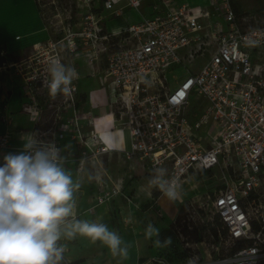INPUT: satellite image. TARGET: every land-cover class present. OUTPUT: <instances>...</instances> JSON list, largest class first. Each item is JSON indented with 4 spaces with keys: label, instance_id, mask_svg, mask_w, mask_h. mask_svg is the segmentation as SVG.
<instances>
[{
    "label": "built area",
    "instance_id": "1",
    "mask_svg": "<svg viewBox=\"0 0 264 264\" xmlns=\"http://www.w3.org/2000/svg\"><path fill=\"white\" fill-rule=\"evenodd\" d=\"M95 1L97 10L82 16L78 29L69 21L60 39L50 37L8 65L23 80L22 112L35 123L33 134L61 149L70 138L80 151L81 167L92 165L100 175L97 205L115 198L133 202L124 178L111 188L102 181L100 158L111 149L95 130L94 111L80 109L85 66L88 76L99 78L109 92L117 126L130 134L129 147L118 152L130 163L128 175L136 164L146 173L164 168L182 185L187 176L213 172L218 182L214 215L232 247L216 264H264V7L237 12L233 0L196 5L151 0L154 16L108 32L106 19L118 18L126 9L140 11L148 0ZM113 36H118L120 49L106 56V67L97 74L99 48L107 49L104 42ZM199 57L205 61L192 71L188 65ZM56 59L76 69L69 93L51 95L48 90L47 68ZM175 66L187 73L171 89L167 72ZM44 108L57 112L46 129L38 127ZM0 121L10 122L2 102ZM9 143L10 135L0 133V149ZM159 198L153 197L150 206L163 216ZM156 262L169 264L159 258Z\"/></svg>",
    "mask_w": 264,
    "mask_h": 264
},
{
    "label": "crops",
    "instance_id": "2",
    "mask_svg": "<svg viewBox=\"0 0 264 264\" xmlns=\"http://www.w3.org/2000/svg\"><path fill=\"white\" fill-rule=\"evenodd\" d=\"M206 1L181 0V3L178 2V4L196 5L205 4ZM153 13L151 1L148 0L140 11L126 9L122 16L105 24V27L108 32H118L129 25L140 22L145 17H152ZM114 22L120 26L118 30L113 25ZM49 39L50 34L45 27L37 0H0V102L6 104L10 119V122L6 124L0 121V133L10 135L9 145L0 149V164L3 163L4 155L10 152L19 153L23 150L24 141L22 137L33 134L35 127V123L22 112V105L25 102L23 80L8 65L20 61L33 52L34 46L42 45ZM79 95L80 109L82 111L90 109L94 111L95 130L99 133L104 144L111 149V153L105 156L108 159L106 162L108 171L104 170V173L110 176L111 184H113L115 181L112 171H118L119 166H123L126 169V180L129 179L124 189L128 195L132 196L133 202L129 203L123 198H115L107 204L97 205L96 198L99 194V185L94 179H89L92 176L91 165L81 167L80 152L67 137L62 143V150L66 145L70 146L67 151L63 152L68 157L66 167L71 171L73 180L81 184L76 193V215L80 219L89 221L102 219L111 229L117 230L123 239L131 245L129 259L124 261L119 257H114L100 243L90 246L94 251L97 249L104 255L113 256V259L111 258L113 262L139 264L151 255L150 239L145 238L147 219L144 220L142 216L149 214L147 209L144 210L145 205L148 206L150 212L151 210L155 211V208L150 206L153 201V190L145 182L147 181L144 179L146 171L141 164H136L131 176L128 175L130 163L125 161L118 152L129 147L130 134L126 128L117 126L116 119L109 108V92L102 87L100 79L88 76L86 71L82 72V78L79 81ZM115 159H119L121 162L117 163ZM102 169H104L103 165ZM161 199L162 196L158 199V204L163 209L160 205ZM115 212L122 217L121 222L114 218ZM177 212L178 209L172 213L173 216L166 222L173 223ZM80 244L75 246V254L88 255L89 253L85 252V246L88 247L89 245ZM94 251L90 255H93Z\"/></svg>",
    "mask_w": 264,
    "mask_h": 264
},
{
    "label": "clouds",
    "instance_id": "3",
    "mask_svg": "<svg viewBox=\"0 0 264 264\" xmlns=\"http://www.w3.org/2000/svg\"><path fill=\"white\" fill-rule=\"evenodd\" d=\"M255 43V41H252ZM48 90L51 95L69 93L76 69L59 59L49 63ZM23 150L8 153L0 164V264H63L67 248L62 240L85 237L100 243L114 257L128 260L131 245L117 230L103 220L89 221L76 215V193L81 187L66 167L68 157L55 142H44L35 134L22 137ZM148 183L157 188L170 202L183 199V188L167 170H153ZM89 179H94L90 176ZM160 228L147 224L145 238L155 247L172 244L171 237L161 241ZM188 264H198L189 258Z\"/></svg>",
    "mask_w": 264,
    "mask_h": 264
},
{
    "label": "rangeland",
    "instance_id": "4",
    "mask_svg": "<svg viewBox=\"0 0 264 264\" xmlns=\"http://www.w3.org/2000/svg\"><path fill=\"white\" fill-rule=\"evenodd\" d=\"M151 1V0H149ZM236 3L238 9L242 11L249 10H259L263 6L262 0H233ZM41 16L44 20L46 29L49 31L50 37L53 40L60 39L64 33L62 28L69 21L75 25V29L80 27V22L82 16H84L89 11H96L97 5L94 0H37ZM148 2V1H147ZM181 3V0H178ZM102 13L107 16L108 11L103 8V3L100 4ZM153 16L155 13L152 14ZM115 17H110L106 19L105 24L110 23ZM116 29H119L117 22L113 23ZM118 27V28H117ZM107 49L103 46L99 48L100 52V62L97 65L96 73H100L106 67V56L113 52L118 51V36H113L110 40L104 42ZM205 61L204 58L199 57L193 62L192 65H188L192 71H196ZM87 71L86 67L83 66L82 72ZM187 69L182 66H175L168 70L167 78L168 85L171 89L175 88L178 83L186 76ZM98 87V86H97ZM84 89V88H83ZM106 90V89H105ZM93 96V95H92ZM56 110L44 108L42 115L40 117L39 126L42 129H46L52 126L56 118ZM79 151V150H78ZM80 152V151H79ZM106 156V155H105ZM100 158V162L103 165L101 178L104 184L112 187V182L110 176L104 173V170L108 171L107 157ZM117 163L121 162L119 159H115ZM92 168V177L96 181V173L94 167ZM126 169L123 166H119L118 171L113 170L114 181L119 179H125L124 184L128 183L129 179L126 180L125 176ZM154 175V173H146L144 179L150 189L153 190V196L156 192L155 187L148 183L149 178ZM100 176V175H97ZM217 179L213 172H200L187 176L182 182L183 188V199L178 202H170L166 197L162 196L160 205L163 208V216L157 215L153 210L151 212L148 210V206L145 205L144 210L147 209L149 214H144L142 218L147 224L152 223L158 228H160L161 241L165 240L166 237L163 234L164 230H168L173 227L172 223L166 222L173 216L172 213L178 209L177 215L174 220L177 219L179 210L184 207V212L182 213V223H187L192 226H198L204 229V241L198 244L192 242H185L187 238L184 235H180V240H172V244L167 247L158 248L153 244L155 237L150 239V256L142 260L139 264H160L156 262V259H164L169 264H188L189 258L197 257L198 264H216L218 260L224 259L228 256L232 250V247L225 241V236L222 234V227L218 224V218L214 215L212 199L214 198L215 189L217 186ZM152 196V197H153ZM154 212V213H153ZM114 218L116 220H122V217L118 215L117 212L114 213ZM185 221V222H184ZM118 221V225H119ZM215 225L218 229V236L212 233L211 228ZM145 227V228H146ZM191 227V226H190ZM179 229V228H178ZM180 230V229H179ZM87 238L78 236L74 240H62L61 243L66 245V252L64 253L63 264H121L119 262H113V256H107L102 254L100 250L92 249L90 246L96 245L97 243H92ZM84 243L85 252L88 255H77L75 254L77 244ZM81 246V244H80ZM88 249V250H86ZM94 251L93 255L92 254ZM184 254V256H189L188 258H179L178 256ZM112 258V259H111ZM77 259V260H75ZM152 261V262H151ZM112 262V263H111Z\"/></svg>",
    "mask_w": 264,
    "mask_h": 264
},
{
    "label": "trees",
    "instance_id": "5",
    "mask_svg": "<svg viewBox=\"0 0 264 264\" xmlns=\"http://www.w3.org/2000/svg\"><path fill=\"white\" fill-rule=\"evenodd\" d=\"M263 1V7H264V0ZM234 8L238 11V7L236 6V3L233 1ZM154 198H159L160 193L159 191H156L154 193ZM184 212V207H181L179 210V214L177 216V219L172 223L173 227L169 228L168 230H164L163 234L166 238L171 237L172 240H180L179 236L184 235L187 238V241L185 242H192L195 244L201 243L204 241V229L199 228L198 226H192L190 224L182 223V213ZM218 218V216H217ZM218 224L222 227V234L226 237L227 236V230L223 228V224L220 222L218 218ZM191 226V227H190ZM180 230H179V229ZM211 231L213 234L218 236V229L215 227V225L211 228ZM179 258H188L189 256H184V254H181L178 256Z\"/></svg>",
    "mask_w": 264,
    "mask_h": 264
}]
</instances>
